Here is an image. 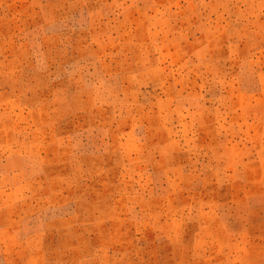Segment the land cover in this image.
I'll return each instance as SVG.
<instances>
[{
  "label": "rangeland",
  "instance_id": "obj_1",
  "mask_svg": "<svg viewBox=\"0 0 264 264\" xmlns=\"http://www.w3.org/2000/svg\"><path fill=\"white\" fill-rule=\"evenodd\" d=\"M0 264H264V0H0Z\"/></svg>",
  "mask_w": 264,
  "mask_h": 264
}]
</instances>
